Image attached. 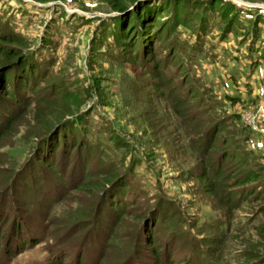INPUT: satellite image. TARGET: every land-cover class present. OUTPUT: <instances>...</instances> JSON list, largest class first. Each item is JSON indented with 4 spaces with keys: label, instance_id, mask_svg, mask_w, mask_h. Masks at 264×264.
<instances>
[{
    "label": "rangeland",
    "instance_id": "1",
    "mask_svg": "<svg viewBox=\"0 0 264 264\" xmlns=\"http://www.w3.org/2000/svg\"><path fill=\"white\" fill-rule=\"evenodd\" d=\"M118 1L127 4L129 0ZM0 15L11 19L21 41L18 48L23 57L32 49L47 56L50 62L48 76L38 81L37 91L47 90L48 98L57 99L61 110L78 106L74 113L84 114L81 118L91 136L106 142L117 136L124 142V146L110 148L111 158H122L124 164H133L138 178L139 174L143 175L149 185L147 194L129 206L127 213L139 214L149 208L148 204L164 199L181 209L195 231L213 216L225 217L232 224L229 234V241L235 242L231 245L235 248L230 253L232 256L238 253L240 246L246 245H258L264 255V236L254 230L264 226V211L250 215L255 208L264 207V199L229 211V200L222 186L208 187L206 181L198 178L205 164L202 161L211 163L220 156V138L226 140L223 150L231 155L236 148H241L234 136L242 128H250L247 119L264 116V0H148L126 12L116 10L108 0H0ZM127 19L132 20L133 29L125 32ZM138 33L142 34V51L137 45ZM118 35L130 38L137 53L131 54L128 41L119 46L117 52ZM153 40L156 42L152 43ZM152 45L153 60L148 57ZM171 55L177 56L174 62L182 59L186 64L187 70L182 72L185 76L195 77L188 79L187 86L198 96L185 105L188 112L195 114L192 120L174 110L171 98L164 95V88L158 93L151 88L161 82L152 73L155 60L164 67L172 64L166 74L171 73L175 79V88H179V82H184L174 74L182 65H174L173 60L166 62ZM138 57H143L150 69L145 70L142 63L135 62ZM9 68L14 67L6 69ZM52 85L59 91L51 88ZM202 88L206 91H201ZM261 90V105H256L258 103H252L249 95ZM245 96L247 101H237ZM221 112L231 120L221 121L224 130L217 135L212 152L197 156L189 144L190 139L211 130ZM39 122L32 107L27 108L13 136L5 140L6 146L0 149V181L8 183L12 174L19 172L20 181L15 184L13 197L21 200V210L16 214L13 197H7L5 191L0 193V219L3 220L0 255L11 254L9 264H40L47 256L41 245L30 250L14 246L11 252L15 231L20 228L28 240L49 232L47 243L52 238L60 242L61 246L51 258L54 264H97L101 244L95 233L85 232L89 223L78 214L86 205L87 194L71 191L67 200L59 199L49 205L42 201V193L50 189L58 191L59 183L63 182V178L52 179L50 173L61 170L67 180L74 181L85 164L87 171L100 168L99 164L93 152L89 155L79 149L66 160L58 149L54 170L47 173L37 169L36 174L30 173L39 144ZM244 144L246 146V142ZM250 144L255 146L253 141ZM231 162L228 159L224 162L228 168L225 173L232 175L234 169L241 171L230 166ZM22 169L27 175L24 181ZM45 173L47 178L42 183ZM42 186L44 191L40 192ZM1 187L5 186H0V191ZM42 218H49L53 223L41 222ZM123 221L124 225L135 227L128 215ZM239 222L248 228L239 231ZM237 233L240 235L236 236ZM210 234L202 231L200 237ZM155 239L164 243L162 238ZM123 240L121 233L115 235L107 252L116 256L114 252L124 248ZM167 250L177 252L171 244L167 245ZM111 255L104 258L111 260ZM148 260L145 259L144 264H152Z\"/></svg>",
    "mask_w": 264,
    "mask_h": 264
},
{
    "label": "trees",
    "instance_id": "2",
    "mask_svg": "<svg viewBox=\"0 0 264 264\" xmlns=\"http://www.w3.org/2000/svg\"><path fill=\"white\" fill-rule=\"evenodd\" d=\"M108 1L116 10L126 12L130 7L142 4L148 0H129L127 4L118 0ZM132 29L133 22L127 19L124 31ZM134 30L138 31L137 28H134ZM15 33V29L11 25V19L0 15V149L6 146L4 141L13 136L20 116L27 111V108L32 107L33 115L40 121L38 128L40 134L38 137V149L33 155L35 162L29 171L30 173L36 174L37 169L41 170V172L47 171V173L54 170L57 162L55 154L58 149L62 150L61 157L65 154L66 160L73 153H77L79 149H83L89 155L90 152L94 153L100 168H93L92 171H87V164H85L74 181L71 179L67 180L61 170L56 173H50L52 179L60 181L63 178V182L59 183L58 191L53 192L52 189L44 191L42 186L40 192L44 191L42 193L44 195L42 201L44 200L45 204L49 205L55 204L59 199L62 201L67 200L71 191L87 194L89 198L86 205L80 208L82 211L78 212V214L82 216L87 224L89 223L84 228L85 232L95 233L94 236L101 244L99 258L97 259L99 262L97 264H144L143 261L145 259H149L148 261L152 264H264V255L259 252L258 245L240 246L238 253L233 256L230 254L235 251V248L231 246L235 242L229 241L232 224L225 217L213 216L195 231L192 224L189 225L181 209L172 201L164 199L157 203L148 204L149 208L140 211L139 214L131 216L130 213H127L129 206H133L135 201L147 194L149 185L143 175L139 174L138 178L137 170L133 164H124V162H121L122 158H111L112 150L110 148L124 146V142L115 136L116 139L108 140L109 145L108 142L99 140L94 135L91 136L84 126L85 120L81 118L84 114L74 113L78 106L73 107V109L61 110L57 99L51 101L48 98L49 93H47V90L43 92L37 91L38 81L40 82L42 81L40 79L48 76L50 62L47 56L40 55L36 51H32V49L29 50L28 55L23 57L21 48H18L21 41ZM138 37V49L142 51V34L138 33ZM125 41H128L131 54L137 53L136 45L131 44V39L119 35L117 42L115 41V50L119 52V46H123ZM154 42L156 41L153 40L152 43ZM4 45H15L17 47ZM153 49L154 46H150L148 57H152ZM168 57L169 59L166 58L167 63L172 60L174 62L177 58V56L173 55ZM151 59L153 60L154 58L152 57ZM184 61L186 60L184 59ZM135 62L142 63L145 70L150 69L143 57H138ZM154 63L152 73L159 77L161 81L151 87L154 93H158L161 87L164 88V95L171 98L172 105L175 107L174 110L181 117L185 118L187 116V119L190 118L192 120L195 114L188 112L189 110L185 105L192 97L198 96V93L191 89V86H187L188 79L194 80L195 77L193 75H190V77L185 76L182 73L187 70L186 64H183L182 59L174 62V65L176 63L182 65L174 71V74L179 79L184 80L182 83L179 82V88H175V79L171 73L166 74L168 67L172 66V64L168 63L167 67H164L165 65L162 66L156 60ZM9 66L14 68L7 70L6 68ZM3 70L5 72L1 74ZM51 88L59 91L57 86L52 85ZM177 89L178 92L175 91ZM201 91L205 92L206 89L202 88ZM222 105H225L224 101H222ZM211 106L212 104H210V107L207 106V108L210 109ZM230 120V116H224L221 112L219 120L214 122L211 130H205L203 134L190 139L189 144L193 146L197 156H204L209 154L210 151L212 152L213 143L218 138L217 135L224 130L222 122ZM250 136L247 128L239 130L237 136H234L233 139L239 142L241 148H236L234 153L231 154L232 156L223 150L226 140L220 138L219 146H221V149L218 159L211 163L210 161L209 163H206L205 160L202 161L205 164L198 178L201 181H206L208 187L216 188L222 186V190H224L223 192L229 200V211L240 210V205L256 204L264 199V155L249 147ZM244 142H246V146ZM226 159L232 161L230 166H235L241 171L234 169L231 171L232 175L228 172L225 173L228 169L225 168L224 164ZM86 162H88V159ZM117 173L119 176H117ZM18 174L19 172H14L8 183L0 181V186H5L4 188L1 187L3 189L0 193L5 191L7 197H13L16 194L14 190L15 184L17 180L20 181ZM34 174H31L33 179L36 178ZM21 175L24 181L27 175L23 169ZM42 177L43 180L41 179V181L43 183L47 178L46 173ZM233 188L238 189L234 190ZM108 194H110L109 197ZM53 195L55 196L54 198ZM105 199L106 206H103ZM20 202V199L15 200V197H13L12 207L16 214L21 210ZM260 210L264 211V207L262 209L255 208L250 215L254 216ZM127 215L135 224V227L124 225L123 219ZM2 221L0 219V224ZM42 221H45L46 224L53 223L49 218H42ZM94 225H97L96 228H93ZM238 227H240L239 231L248 228L246 224L241 222H239ZM254 230L260 236H264L263 225L256 227ZM202 231H205L206 234L210 232L212 234L209 237H200ZM2 233L3 230L1 229L0 239L3 237ZM48 233L44 232L41 237L35 240H28L24 237L25 231H21L20 228L19 230L16 229V240L10 247L11 252H13L14 246L23 250H30L41 245L44 247L47 256L40 264H54L51 258L54 251L61 244L56 239L52 240L53 238L50 243H47ZM119 233L124 238V248L114 252L116 256H113L107 250L111 246L110 242H113L115 235L117 236ZM239 235L240 233H237L236 236ZM155 237L164 239V243L156 240ZM81 243L79 242L78 244ZM170 244L175 247L177 252L167 250V245ZM110 255L112 257L111 260L104 258V256L110 257ZM11 258L9 253H5L3 256L0 255V264H9Z\"/></svg>",
    "mask_w": 264,
    "mask_h": 264
},
{
    "label": "crops",
    "instance_id": "3",
    "mask_svg": "<svg viewBox=\"0 0 264 264\" xmlns=\"http://www.w3.org/2000/svg\"><path fill=\"white\" fill-rule=\"evenodd\" d=\"M258 94L251 92V94L249 95V99H250V101L252 100V103L256 104V102H257L258 104H256V105H261L259 100H260L261 94H263V91L261 90ZM246 97L247 96L240 97V99L237 100V101L244 102L246 100ZM254 123L256 124V126H260L261 125L262 126V131L259 132V131H252L251 128L248 129L249 132H250V135H251L250 136V141L251 142L253 141L254 144H255L254 147L251 146V144H250V146L252 147V149H254L256 151H259L261 154L264 155V141H263V139H264V116L262 118H254Z\"/></svg>",
    "mask_w": 264,
    "mask_h": 264
},
{
    "label": "built area",
    "instance_id": "4",
    "mask_svg": "<svg viewBox=\"0 0 264 264\" xmlns=\"http://www.w3.org/2000/svg\"><path fill=\"white\" fill-rule=\"evenodd\" d=\"M247 123H248V125L250 126V128L252 129V131H259V132H261L262 131V126L260 125V126H256V124L254 123V120H248L247 119ZM263 141H264V139H263Z\"/></svg>",
    "mask_w": 264,
    "mask_h": 264
}]
</instances>
